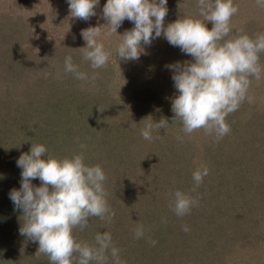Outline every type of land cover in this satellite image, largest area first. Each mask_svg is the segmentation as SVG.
Wrapping results in <instances>:
<instances>
[{"label":"rangeland","instance_id":"1","mask_svg":"<svg viewBox=\"0 0 264 264\" xmlns=\"http://www.w3.org/2000/svg\"><path fill=\"white\" fill-rule=\"evenodd\" d=\"M105 2L106 0H100L97 15L84 21L70 15L67 0H0V79H4V83L0 81V98L3 100L0 107L15 101L21 103L24 100L20 98L21 91L29 88L43 90L42 85L47 88L49 85L46 83L50 84L54 79L62 77L70 80L73 91L79 93L80 97L74 102L73 108L86 100L84 104L88 112L93 115L103 114L111 125L118 128L123 145L118 144L114 153H111L112 148H91L92 152L88 153L89 162L86 159L85 162L102 167L106 175L104 188L107 202L110 205L115 200L119 206L118 212L109 208L114 216L105 214L103 218L95 217V226L91 229L92 238L99 232L100 225L106 224L112 236V245L122 252L119 257L121 264H173V256L177 257L180 252H183L182 260L187 263L193 259L190 264H202L212 256L213 261L218 264H264V243L253 248L257 255L252 251L245 257L246 242L241 235L233 237L229 235V230L224 232L220 228L221 225L239 219L238 213H243L246 204H254L258 209L264 208V199H259V195L257 199L255 196L250 198V194L249 197H244L245 194L242 196L233 186V183H242L251 188L255 174L259 170L264 173V166L260 164L250 168L248 172L244 171L248 163H243L244 168H238L235 153L243 136L248 137L249 143H264V53H260L259 59L260 78L249 77L247 98L236 111L226 117L230 132L222 138L204 128H200L202 132L197 129L186 133L182 121L178 117L174 118L172 99L177 92L171 78L172 72L166 66L193 58L182 53L178 47L170 45L161 36L146 47L139 60H119L115 53L123 40L122 34L130 30L133 24L125 20L117 33L111 32V26L104 25L107 23L102 15ZM234 4L238 12L231 18L232 31L227 38L234 37L233 34L238 31L240 35L253 38L264 33V6L259 5L257 0H234ZM167 8L165 26L178 18L199 14L197 0H168ZM92 26L100 27L101 35L98 39L110 53L106 66L97 69L91 68L90 62L84 58L82 48L86 42L81 33ZM211 26L209 22L208 27ZM69 55L79 71L87 73L89 79L79 80L75 74L64 71L65 57ZM52 66L54 71L51 73L49 70ZM13 78H18L17 81L23 84L20 93H16L20 96L13 93L15 89H19V85L17 88L13 86ZM12 95L13 100L10 99ZM143 98H152L156 108H162L161 115L151 113L150 108L146 110V107L142 114L135 113L137 100ZM33 108L34 106L28 111ZM76 112L75 109L71 112L74 119ZM117 116H126L130 123L121 124ZM151 119H167L168 124L162 128L163 131L154 130L153 139L145 140L141 130L145 122ZM69 120L72 124L70 118ZM94 125L90 124L91 131L96 129ZM239 125L241 128L236 129ZM131 126L135 129L130 136L124 128ZM80 147V144L76 146ZM261 148L264 150V145ZM54 152L59 157L65 150L58 147ZM74 153L81 152L74 150ZM203 166L209 168V174L197 186L193 173ZM10 167L13 165L10 164ZM14 173L0 171V176L14 178ZM38 181L35 180L37 186L40 184ZM255 183L264 187V177ZM177 190L199 202L196 203L197 210L196 205L190 210V213L194 209L197 212L192 215L198 217L196 227L190 225L187 217L179 219L172 210ZM238 196L241 197L237 198ZM233 201L236 208L231 213H224ZM210 219L213 221L212 227L204 225ZM141 226L146 228L144 235L136 238V229ZM220 232L223 234L214 237ZM186 233L191 234L190 237ZM199 233L202 235L200 239L197 238ZM211 234L215 244L213 247L206 243L212 241ZM186 238H194V243ZM195 238L201 242L198 249ZM185 241L194 244L192 253L184 246ZM26 256L18 264H45L43 259L35 258V253L30 252ZM249 257L259 261H250L247 259ZM1 259L2 264H13Z\"/></svg>","mask_w":264,"mask_h":264},{"label":"clouds","instance_id":"2","mask_svg":"<svg viewBox=\"0 0 264 264\" xmlns=\"http://www.w3.org/2000/svg\"><path fill=\"white\" fill-rule=\"evenodd\" d=\"M67 3L73 18L87 21L97 15L100 0H67ZM167 3L168 0H106L102 15L111 32L117 33L125 20L133 24L122 34L115 54L119 60H139L146 47L163 36L170 45L191 56L190 61L166 66L172 72L177 92L172 99L174 118L182 121L186 133L204 128L222 138L230 132L226 117L247 98L249 77L260 78L264 33L255 38L248 35L227 38L232 31L231 18L238 12L234 0H197L198 16L178 18L165 26ZM257 3L264 6V0ZM81 35L86 42L82 47L84 58L91 68L106 66L110 53L98 39L100 27H88ZM64 71L75 74L79 80L89 79L70 55L65 57ZM167 124V119L147 120L141 135L151 140L153 131ZM16 164L22 170L20 187L10 190L9 199L14 210H21L26 218L20 234L38 243L37 251L48 256L49 264H74V260L75 264L93 261L106 264L105 253L109 250L114 264H121L119 250L112 245L109 232L97 234L95 245L81 243L74 235L76 228L83 230L88 226L91 217L114 215L106 199V175L99 164L86 163L83 153L53 156L43 144H32ZM208 174L206 166L197 169L193 173L195 184L199 186ZM36 179L40 181L38 186L32 183ZM196 203L190 195L177 190L171 207L176 215L183 216ZM143 235V227H138L136 238Z\"/></svg>","mask_w":264,"mask_h":264},{"label":"trees","instance_id":"3","mask_svg":"<svg viewBox=\"0 0 264 264\" xmlns=\"http://www.w3.org/2000/svg\"><path fill=\"white\" fill-rule=\"evenodd\" d=\"M233 35L239 36V31ZM53 69L54 67L50 69L49 72L52 73L54 71ZM14 72L17 73L16 71ZM15 75L19 76V73ZM18 78H13L15 81L12 82L14 84L13 86L17 88V85H19V89H15V92L13 91V93L15 94V96H20V94H22L20 98L24 100L21 103L20 101H15L12 103L10 102L9 105H7L6 103L3 107H0V171L2 173L8 171L15 172L14 178H9L7 176L0 178V186H2L0 187V264H2L1 258L5 259L9 263L18 264L20 259L25 260V256L30 252L35 253V258L37 260L43 259V262L45 261V264H47V262L49 264L48 257L45 258L47 255L37 251L39 247L38 243L30 240L29 237L20 234V228L25 223L26 218L24 217L21 210H14V205L9 199L10 190L20 187L22 170L21 168L17 167V159L23 153L29 152L32 144H43L48 149V152L53 156H56V152H54L55 149H58V147H60L64 148L66 153L62 152L59 157L74 155L76 154L74 153V150H77V153H83L85 159L89 162L88 153L90 154L92 152V149L98 148L107 150L109 148H112L111 153H114L117 150L118 144H120L121 146L123 145V138L121 139L119 137L118 128H116L114 125H111L109 120L105 119L103 114L99 115L97 113L93 115L88 112V109L86 108L87 106L84 104L86 100H84V102L82 100L81 102H79L80 105H76V107L73 108L74 102L78 101V97L80 96L78 95L79 93L73 91V88L71 86L72 82L70 80L59 77L60 79H54L50 82V84L46 83L47 85H49V87L47 88L42 85V87L44 88L43 90L29 88L27 90L21 91L23 84L17 81ZM0 81H3L2 83H4V79H0ZM33 89L36 91V93ZM16 93L20 94L16 95ZM152 98H143L142 100L138 99L135 113L142 114V110H144V107H146V110L150 108L149 110H151V113L153 112L155 114L161 115L160 111L162 110V108H156L154 102L152 101ZM10 99L13 100L14 96L12 95ZM2 101L3 100L1 99L0 102ZM33 106V110L28 111ZM74 109L77 111L75 113V119L71 114ZM69 118L71 119L72 124L70 123ZM118 118L121 121V124L128 125L130 123V120H128L126 116ZM151 120H153V122L157 121V119ZM77 121L80 125L75 124ZM90 124H95L94 126H96V129H93L91 131ZM76 125H78V127ZM239 128H241V126L238 128L236 126V129ZM134 129L135 127L133 126H131V128H124V130L128 134L130 133V136L131 134H133ZM161 131H163L162 128ZM199 131L202 132L201 129ZM254 136L258 135L254 134ZM79 144L81 146V149L76 148V146ZM263 145L264 143L258 142L249 143L247 136L241 137L240 145H237L238 147H236L235 152L238 168H244V164L248 163V167L244 169V171L246 170L248 172L250 168L255 167V165L257 164L264 166V150H262L261 148ZM247 146L249 147L247 148ZM172 155L175 156L174 154ZM241 158L244 159L239 161V159ZM10 164L13 165V167H10ZM11 168L12 170H9ZM255 176L256 178H252V181H254V184H252L251 187L252 190L247 184L245 185L242 183H233L236 192H241L242 196L245 194L244 197H249L250 194V198L255 196V198L257 199V195H259V199H264V187L260 183H255L256 181H259V178H262V176L264 177V173L260 172L259 170V172L255 174ZM32 183L34 185H37L35 180H33ZM239 197L241 196H238L237 198ZM107 203L109 205V201ZM197 204H199V202ZM197 204L196 210L198 209ZM108 207L111 211L115 210L116 212H118L119 210V206L116 204L115 200L114 202L110 203ZM234 208H236V205L233 201L230 203L228 211L225 210L224 213H231L230 211H233ZM260 209L254 206V204H246L245 208L243 209V213L241 212V214H239L237 212L239 219H235L234 222L230 221V224L220 226V228L224 232H228L229 230V235L233 237L241 235L244 242H246V254L244 253L245 257L252 251H254L253 248L261 246L262 243H264V213L262 214V212H264V208ZM196 210L194 209L192 213L189 212L186 215L179 216V219L187 217L190 225L196 227L195 223H197L198 217H192L193 214L195 215V213H197ZM216 212L218 214H221L219 213V211ZM106 218L109 220V217ZM95 219V217H91L89 219L88 226L83 230H81L80 228H76L74 230V235L79 242L87 243L89 245H95V242H93V240H95L97 234L108 232V227L106 226V224L100 225L99 232L94 238H92L91 229L95 226H93L94 222H96ZM223 223L227 222L223 221ZM204 225L212 227L213 221L211 219L205 221ZM228 225H230V227ZM145 229L146 228L143 227V231ZM195 234L196 233H194L193 235L195 236ZM219 234L222 235L223 233H217L214 237H217ZM190 235L191 234L188 235L186 233L187 237H190ZM201 236L202 235L199 233L197 238L200 239ZM211 236L212 241H208L206 243L213 247L215 246L213 241V234H211ZM90 239L91 241H89ZM186 239L191 240V242L194 243V238ZM198 239L195 238L196 242L198 243L195 244V246H197V249L199 248V245L201 243ZM185 243L186 244H184V246L186 247L187 251L192 253L191 250L194 244H188V241H185ZM235 243L236 242H232V244ZM118 244L120 245L119 241ZM115 245H117L116 242ZM254 252L257 255V252ZM182 253L180 252V254H178L177 257L179 259L173 256V264H190V261L193 259H191L187 263L186 260H182L184 259ZM260 253L261 250L259 251V254ZM105 255L108 259L106 260V264H114V258L110 256V250L105 253ZM121 255L122 252L119 251V257ZM247 259L250 261H259L250 259V257ZM76 260H78V256L76 257ZM92 264H95V261H93ZM202 264L218 263L213 261L212 256L210 257V260L205 261ZM250 264L255 263L252 262Z\"/></svg>","mask_w":264,"mask_h":264}]
</instances>
